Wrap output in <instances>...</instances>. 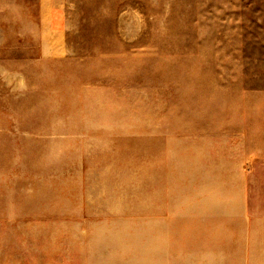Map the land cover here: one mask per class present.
<instances>
[{
    "label": "rangeland",
    "instance_id": "1",
    "mask_svg": "<svg viewBox=\"0 0 264 264\" xmlns=\"http://www.w3.org/2000/svg\"><path fill=\"white\" fill-rule=\"evenodd\" d=\"M0 264H264V0H0Z\"/></svg>",
    "mask_w": 264,
    "mask_h": 264
}]
</instances>
